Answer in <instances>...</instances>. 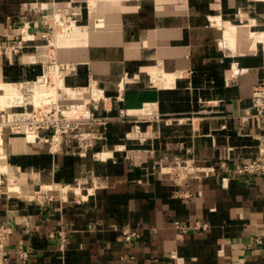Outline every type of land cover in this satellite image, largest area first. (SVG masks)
Returning a JSON list of instances; mask_svg holds the SVG:
<instances>
[{
    "label": "crops",
    "instance_id": "0c3cea01",
    "mask_svg": "<svg viewBox=\"0 0 264 264\" xmlns=\"http://www.w3.org/2000/svg\"><path fill=\"white\" fill-rule=\"evenodd\" d=\"M98 2L101 15L91 0H0V109L43 72L30 59L48 15L89 11L94 28L61 57L64 87L99 95L107 118L88 128L95 144L69 136L57 151L3 132L0 224L33 253L0 264H264V174L230 170L264 133L244 119L264 81V0ZM177 160L196 173L176 175Z\"/></svg>",
    "mask_w": 264,
    "mask_h": 264
},
{
    "label": "built area",
    "instance_id": "2783aa9c",
    "mask_svg": "<svg viewBox=\"0 0 264 264\" xmlns=\"http://www.w3.org/2000/svg\"><path fill=\"white\" fill-rule=\"evenodd\" d=\"M61 12H55L54 17L63 23L62 19L64 18ZM81 12H74L70 15V18L66 20L65 31L71 27L73 22L78 23L80 20ZM46 23H49L46 20ZM51 27V25H49ZM64 31V32H65ZM59 35V34H58ZM23 40H26L23 36ZM22 41V40H21ZM40 45L36 51L34 56L40 55L41 50ZM46 46V45H45ZM43 56V53H41ZM32 55V56H33ZM45 56L47 54L45 53ZM43 58V57H42ZM43 63V72L37 75L33 80H28L30 82L40 81L41 76H43V80L40 81L39 86L35 87H43L48 86L55 87L58 86L59 79H63L64 76L62 72V63L61 61L51 62L41 60H34V62ZM53 64L58 65L57 68H49V65L54 66ZM53 72L57 73V83L54 85V81L52 80ZM24 81V82H28ZM65 84V82H64ZM21 89H24L23 93L26 97L29 96L31 90L23 85ZM60 91H65L62 87H59ZM93 91V90H90ZM77 96H64L61 95L59 100H52L49 102H43L42 104H35L31 100L27 99L25 102H21L19 105L11 106L10 108L14 110L17 108H24L23 111L17 110L8 113V123H11L12 128L16 127L17 130L15 132L23 133L26 138H28L29 133L32 132L35 134V138L38 140L43 138L44 141L48 144L49 148L52 151H57L60 148L61 143L63 142L65 137L75 136L78 139L84 140L87 139L86 145H93L94 139L97 137H101V135H94V132L91 130L88 131V128H91L95 123L105 124L107 122V118L100 117L97 114V111L100 109V98H96L94 95L90 97H86L83 92L77 91ZM79 98V100H84V103H80V101H72V99ZM70 102V103H69ZM29 105H33V110L29 109ZM253 112H249L244 114V119H247L251 116L260 120L263 124L264 129V81L257 84L254 88L253 92V104H252ZM40 112V113H39ZM13 115V116H12ZM5 116V114H3ZM54 130V132H53ZM44 132V133H43ZM259 152L257 156L245 163H239L235 168L230 169L234 173H246V172H254V173H262L264 174V133L259 137ZM85 143V142H84ZM225 164V163H224ZM177 167L179 170L176 175L179 177H188L189 174H195L194 170H191L190 164L187 160H177ZM172 168V167H170ZM172 174V169H169ZM174 174V173H173ZM43 190H45V194H43ZM49 188H44L41 186V189H38L36 192L40 196H49L48 194ZM207 224L196 223L192 228L200 229L202 227H206ZM176 227L179 228L182 232H187L190 228L187 224H183L180 221L176 222ZM13 233V227L8 224H0V255L5 259H9L12 253H16L19 258L23 260H27L31 254L33 253V248L26 246L25 242H20L19 245L15 248H9V242L11 234ZM54 235V233H52ZM138 236V232L125 228L122 233V238L126 241H133L134 237ZM63 239L65 235L62 233ZM264 241V232L260 235L256 236L255 243L261 244Z\"/></svg>",
    "mask_w": 264,
    "mask_h": 264
},
{
    "label": "rangeland",
    "instance_id": "374dc122",
    "mask_svg": "<svg viewBox=\"0 0 264 264\" xmlns=\"http://www.w3.org/2000/svg\"><path fill=\"white\" fill-rule=\"evenodd\" d=\"M91 3H92V7H93L92 8V11H93L92 13L95 14V15H99L101 12L100 13L99 12H96L95 13V11H103L102 10L103 9V6H102L103 3L98 2V0L97 1L96 0H91ZM95 4H96L97 7H95ZM86 9L89 10L87 7H86ZM56 12L57 13L58 12H61L62 13L61 15L64 17L62 19V21H64V22L61 23L60 20H58V19H56L54 17L55 11L52 14L48 15V17H47L46 20H48L49 23H46V20H45V24H46L47 27L45 28V31L43 33V41L38 42L36 44V46H34L35 51H33V54H36L37 53L36 50L39 49L38 47L40 45H43V46L40 47L41 53L46 52L47 56H45V54H43V56H42L41 53H40V55H37V56H34V55L31 56L32 58H34L36 60L41 58V60L42 59L44 61L46 60L49 63L54 62V61H57V62L59 61L60 62L61 61V57H63L65 55V53H66V52H64V50L65 51L68 50V48H70V46H72L74 44H79L80 41L82 40V37L87 36L89 34V32L91 30V27L94 28L95 22L94 23H91L90 25H87V26L85 25L88 22V20H89V17L87 16L89 11H87V14H85L84 11H82L81 12V15H80L81 16L80 17V20L78 21L79 24H77V23L74 22V23L71 24V27L68 28L67 31H65V25L67 23L66 20H68L70 18V15L72 13H74V11L73 12L56 11ZM74 24H75V27H74ZM49 25H51V27H49ZM96 25L97 26H95V27L102 28L106 24H104L103 21H100V24L97 23ZM24 26H26V25L23 24L21 26L20 31L18 33V36H20L19 37V40H22V41H23L22 38H23L24 34H26L25 33V30H23ZM74 37H75V39H74ZM77 40H79V41L77 42ZM23 42L25 43L26 41H23ZM14 44L12 45L13 48H17L16 46H19V43H18V45H16L17 43H14ZM38 63H41V62L39 61ZM41 64H42V67H44L43 66V63H41ZM50 75L52 76V80L54 81L53 84L56 85L57 80H58V77L56 76L57 73L53 72ZM28 80H33V78H29V79L26 78L22 82L28 81ZM1 91H3V90H1ZM23 91H24V89H21V86L17 90V92H18V94H20V96H21V94H23ZM64 96H66V95H64ZM58 97H59V93H58V91H56V93L54 95V98L55 99H58ZM95 97L96 98H100V96L99 95H96V94H95ZM23 98L22 99L24 101L25 100V97H23ZM12 100L14 102V98H12ZM75 100L76 101H80V103H84V100L85 99L79 100V98H76L74 100L72 99L71 102H73ZM18 103L20 104L21 102H18ZM29 109L33 110V105H29ZM101 109L102 108L100 106L99 111H101ZM17 110L23 111L24 108L22 109L21 107L20 108L15 107L14 110H12L9 107H4V108H1L0 109V132H2V133L4 132V135H11V134H22V135H24L23 133L15 132L14 130H17V128L16 127L12 128L11 123H8V116H9L8 113L9 112H12V111H17ZM3 114H5V116H3ZM97 124L100 125L99 123H95V125H97ZM53 132H54V130H53ZM94 135H95V133H94ZM84 142L86 144L87 139H84ZM17 180H19L20 183L22 181V179H20V178H18ZM38 189H41V185L38 186L36 190H38ZM43 191H44L43 194H45V190H43ZM36 194H37L36 195V198L37 197H40V195L37 192H36Z\"/></svg>",
    "mask_w": 264,
    "mask_h": 264
},
{
    "label": "bare ground",
    "instance_id": "6f19581e",
    "mask_svg": "<svg viewBox=\"0 0 264 264\" xmlns=\"http://www.w3.org/2000/svg\"><path fill=\"white\" fill-rule=\"evenodd\" d=\"M74 23V22H73ZM87 26V25H86ZM74 27H75V24H74ZM71 32V31H70ZM263 35V34H262ZM70 38V37H69ZM46 52H44L43 54H45ZM32 62H34V58H32L31 57V59H30ZM38 60V59H37ZM54 66H51V65H49V68L50 69H48V70H51V68H54V70L57 68V66L58 65H56V64H53ZM43 76H41V78H40V81L41 80H43ZM40 81H37V82H30V81H28V82H23V85H25L26 87H28L30 90H31V92L29 93V96L28 97H26V95L23 93V94H21V96H20V94H18V92H14L13 94L12 93H10V95H7L6 96V100H5V103L7 104L8 103V105L10 104V103H12L11 105L12 106H15V105H19V103H17V104H15L14 103V105H13V100H12V98H14V102L16 101V102H24V101H26L27 99H29V100H31L32 102H34L35 104H37V105H39V104H42L43 102H49V101H52V100H54L55 98H54V95H55V93H56V91H58V93H59V97H58V99H56V100H59L60 99V96L61 95H64V94H66V96H67V93H66V91H60L59 90V87H62L63 89H65V87H64V83H63V80H62V78H61V80L59 79V83H58V86H55L54 88L53 87H50V86H48V88L46 87V86H43V87H35V86H39L40 85ZM21 86H22V83H21ZM86 93V92H85ZM87 94V93H86ZM17 96V97H16ZM25 97V100L23 101V97ZM15 98H16V100H15ZM23 98V99H22ZM45 99V100H44ZM7 106V105H6ZM13 116V115H12ZM28 139L29 140H37L36 138H35V134H33L32 132H30L29 133V136H28ZM3 142H4V138H3V133L2 132H0V155H4V146H3ZM3 157V156H2ZM17 188H20L22 191H23V188H21V187H19V186H17Z\"/></svg>",
    "mask_w": 264,
    "mask_h": 264
}]
</instances>
